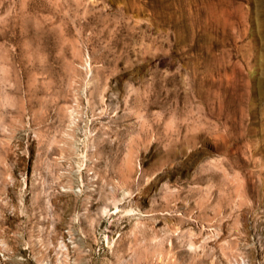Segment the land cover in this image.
<instances>
[{
	"label": "rangeland",
	"instance_id": "obj_1",
	"mask_svg": "<svg viewBox=\"0 0 264 264\" xmlns=\"http://www.w3.org/2000/svg\"><path fill=\"white\" fill-rule=\"evenodd\" d=\"M0 264H264V0H0Z\"/></svg>",
	"mask_w": 264,
	"mask_h": 264
}]
</instances>
